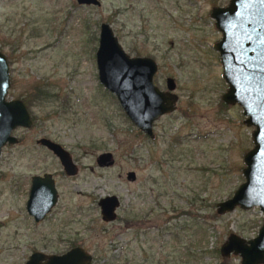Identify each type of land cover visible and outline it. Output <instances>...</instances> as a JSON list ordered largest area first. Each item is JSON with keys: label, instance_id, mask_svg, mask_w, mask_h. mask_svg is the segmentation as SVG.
Segmentation results:
<instances>
[{"label": "rangeland", "instance_id": "obj_1", "mask_svg": "<svg viewBox=\"0 0 264 264\" xmlns=\"http://www.w3.org/2000/svg\"><path fill=\"white\" fill-rule=\"evenodd\" d=\"M221 1L0 0L6 97L29 100L34 85L51 93L29 102L32 124L15 127L19 140L1 147L0 264L22 262L33 246L66 248L58 239L62 225L68 241L85 235L94 264H240L238 254L222 256L219 246L230 232L253 237L262 212L237 205L215 210L243 180L242 155L252 146L241 107L220 98L226 83L213 47L220 31L208 12ZM100 21L128 54L154 58L157 86L164 89L168 76L174 81V108L152 121V137L137 130L98 82ZM39 136L68 149L75 175L62 176L57 157L35 143ZM103 150L112 152L111 166L94 164ZM127 170L134 171L132 180ZM41 171L56 173L59 198L46 219L32 223L16 182ZM105 194L119 199L108 222L97 204Z\"/></svg>", "mask_w": 264, "mask_h": 264}, {"label": "water", "instance_id": "obj_2", "mask_svg": "<svg viewBox=\"0 0 264 264\" xmlns=\"http://www.w3.org/2000/svg\"><path fill=\"white\" fill-rule=\"evenodd\" d=\"M80 4H99V0H75ZM210 15L220 37L213 43L219 56L221 76L226 83L220 98L224 103H236L241 107L244 123L251 125L252 146L242 155L243 180L232 194L215 203L216 212L258 206L262 221L256 234L244 239L230 232L219 246L222 256L230 253L240 256V264H264V0H229L225 7H212ZM94 52L98 82L112 93L125 116L144 134L153 136L152 121L171 111L177 99L173 79L165 78V88L159 89L153 82L155 61L148 56H130L122 48L113 29L106 21H100ZM6 57L0 52V149L5 143H14L11 130L16 126L28 127L31 118L22 100L6 99L9 87ZM37 142L50 149L67 173L73 171L69 153L58 143L39 137ZM111 154H97L100 165L111 162ZM135 176L126 172L127 179ZM55 190L47 175L41 182L32 184L26 201V209L37 219L53 204ZM101 218L114 219V207L118 200L114 195L99 198ZM23 264H86L79 250L73 247L62 254L44 255L33 252Z\"/></svg>", "mask_w": 264, "mask_h": 264}, {"label": "flooded vegetation", "instance_id": "obj_3", "mask_svg": "<svg viewBox=\"0 0 264 264\" xmlns=\"http://www.w3.org/2000/svg\"><path fill=\"white\" fill-rule=\"evenodd\" d=\"M228 2H229V0H224V1H221V2H213L212 4H210V8H209V15H210V10H211V8L212 7H214V6H216V7H225L227 4H228ZM211 16V15H210ZM96 46H97V44H96ZM96 46H95V48H94V52H95V49H96ZM123 48V47H122ZM124 50V49H123ZM125 51V50H124ZM1 53H3L2 51H0ZM126 52V51H125ZM127 53V52H126ZM4 54V53H3ZM128 54V53H127ZM5 55V54H4ZM128 55H130V54H128ZM130 56H136V55H130ZM139 56H148V57H151L153 60H154V58L152 57V56H150V55H146V54H144V55H139ZM6 57V56H5ZM7 60V59H6ZM95 60V59H94ZM155 61V60H154ZM155 63H156V61H155ZM156 66H157V63H156ZM9 80H10V77H9ZM154 82V81H153ZM159 89H163V88H160L159 86H157ZM36 88H42V89H45L44 87H41V86H39V85H34L33 86V88H32V93H31V95L32 96H30L29 95V100H25L24 98H22V97H6V95H5V98L6 99H13V98H18V99H20V100H22V102H23V104L25 105V107H26V109H27V111H28V114H29V116H30V118H31V124H32V122H33V115L31 114V112H30V109H29V106H30V101H34V100H37V99H39V100H44V99H47L49 96L48 95H50L51 93L49 92V91H47L46 89V92L45 93H40L39 91L37 92V91H34ZM7 93V92H6ZM33 97L34 98H36V99H33ZM122 112H123V110H122ZM123 114H124V112H123ZM125 115V114H124ZM30 124V125H31ZM16 127H19V126H16ZM29 127V126H28ZM151 127H152V124H151ZM137 130L138 131H140L138 128H137ZM12 131H13V129L11 130V134H13L12 133ZM152 133H153V129H152ZM14 135V134H13ZM15 136V138H16V142L19 140V137L18 136H16V135H14ZM148 136V135H147ZM39 137H46V136H39ZM39 137H37L36 139H35V143L36 144H39V145H42L41 143H39V142H37V139L39 138ZM46 138H48V139H50V140H52V141H54V142H56V143H58L63 149H65L68 153H69V156H70V160H71V163L73 164V171L71 172V173H67L65 170H64V167H63V165L60 163V161H59V159L57 158V161H58V163H59V167H60V173L62 174V176H64V177H68V176H71V175H75L76 173H77V171H78V166H77V164H76V162H75V160H74V158H73V156H72V154L68 151V149L67 148H65L62 144H60L59 142H57V141H55V140H53V139H51V138H49V137H46ZM16 142H14V143H16ZM4 145V144H3ZM2 145V146H3ZM1 146V147H2ZM42 146H44V145H42ZM44 147H46V146H44ZM48 149V148H47ZM52 154H54L50 149H48ZM0 151H1V149H0ZM103 151H107V152H109L111 155V162H109L108 164H106V165H100L98 162H97V160H96V156H97V154L98 153H100V152H103ZM103 151H100V152H98L95 156H94V164L95 165H97V166H100V167H107V166H111L112 164H113V162H114V157H113V154H112V152L111 151H109V150H103ZM55 155V154H54ZM56 156V155H55ZM57 157V156H56ZM89 168H91V167H89ZM127 171H130V170H127ZM126 171V172H127ZM126 172H125V178H126ZM134 172V171H133ZM135 174V173H134ZM44 175H47L49 178H50V180L52 181V185H53V188H54V190H55V200H54V202H53V204L42 214V216L40 217V218H36V217H38L37 216V210L34 208V210H33V213H29L28 212V210L26 209V201H27V198H28V195H29V189H30V187H31V185L32 184H36V183H38V182H41L42 181V179L44 178ZM135 177V176H134ZM127 179V178H126ZM127 180H132V179H127ZM16 187H18V186H21L22 188H23V192H22V189H20V193H22V198L24 199V201H23V206H24V208H25V215H26V217L28 218V219H30L31 221H32V223H39V222H41L43 219H46V217L50 214V212H51V210L53 209V207H54V205L56 204V202L58 201V190H57V183H56V173H54V172H52V171H41V172H32V173H30L29 175H27L26 176V178H25V181H23V182H20V181H17L16 182ZM105 195H114L116 198H117V200H118V204H119V199H118V197L115 195V194H105ZM104 196V195H103ZM99 198L100 197H98V199H97V204H98V201H99ZM118 206V205H117ZM117 206L116 207H114V216L116 217V208H117ZM98 211H99V214H100V218H101V213H100V208H99V205H98ZM36 216V217H35ZM24 217V216H23ZM115 217H114V219H115ZM101 220H103V221H112V220H104V219H102L101 218ZM260 225H261V223H260ZM259 225V226H260ZM63 226V228H61V229H59L60 231H59V237H58V239L60 240V241H63V242H65V243H68V245H67V247L66 248H64V249H61V250H57V251H50V252H47V251H45V250H42V249H35L36 247H32V249H31V251L30 252H28V254H26L24 257H23V260H22V262H20V263H18V264H23L27 259H28V257H29V255L31 254V253H33V252H39V253H42V254H44V255H50V254H62V253H64V252H66L67 250H69V249H71V248H73V247H77L78 248V250H79V254H80V258L82 259V262L84 263V259H86V264H94V256H95V253H94V250L93 249H91V248H89L87 245H85L84 244V240H83V236H85L84 234H82V233H84V230H81V231H76L75 233L76 234H82V236H79V237H77L76 239H73L72 241H68V239H64V229H65V226L64 225H62ZM259 228V227H258ZM92 229V228H91ZM258 230V229H257ZM111 245V244H110ZM95 257H97V256H95Z\"/></svg>", "mask_w": 264, "mask_h": 264}, {"label": "trees", "instance_id": "obj_4", "mask_svg": "<svg viewBox=\"0 0 264 264\" xmlns=\"http://www.w3.org/2000/svg\"><path fill=\"white\" fill-rule=\"evenodd\" d=\"M34 91H39L40 93H45L46 92V90L45 89H40V88H36Z\"/></svg>", "mask_w": 264, "mask_h": 264}]
</instances>
